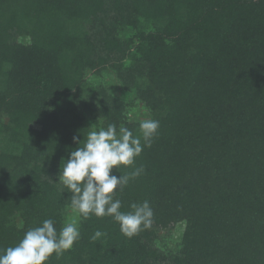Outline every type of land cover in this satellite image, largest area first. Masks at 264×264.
Instances as JSON below:
<instances>
[{"label": "trees", "instance_id": "trees-1", "mask_svg": "<svg viewBox=\"0 0 264 264\" xmlns=\"http://www.w3.org/2000/svg\"><path fill=\"white\" fill-rule=\"evenodd\" d=\"M106 65L160 123L117 196L122 212L147 200L153 223L127 238L78 215L79 241L48 264H264V0H0V249L45 219L65 225L74 136L140 134L127 103L85 78Z\"/></svg>", "mask_w": 264, "mask_h": 264}, {"label": "clouds", "instance_id": "clouds-1", "mask_svg": "<svg viewBox=\"0 0 264 264\" xmlns=\"http://www.w3.org/2000/svg\"><path fill=\"white\" fill-rule=\"evenodd\" d=\"M159 128V121L149 118L140 122L139 135L126 126L108 124L106 128L88 131L83 146L74 136L73 143L80 146L62 160L58 182L71 193L68 206L72 212L85 220L93 215L111 217L127 238L149 229L154 219L149 202L131 203V211L122 212L117 196L144 171L143 167H135L136 158L144 148L151 147ZM121 167L133 170L119 177L112 174L113 169L120 172ZM106 235L97 230L91 239L96 241ZM79 239L75 220L66 222L58 232L54 221L45 219L40 226L28 229L15 246L0 249V264H48L53 255L60 259Z\"/></svg>", "mask_w": 264, "mask_h": 264}, {"label": "rangeland", "instance_id": "rangeland-1", "mask_svg": "<svg viewBox=\"0 0 264 264\" xmlns=\"http://www.w3.org/2000/svg\"><path fill=\"white\" fill-rule=\"evenodd\" d=\"M119 35H120L121 39L128 40V38H131V36H132L131 29H129L128 31H121V32H119ZM127 36H128V38H127ZM18 41L21 42L20 39ZM93 77H94L93 70H90V69L87 70L85 73V78L87 79V81L90 84H93V85L96 84V85H100V86L103 85V86L107 87L110 90L113 97L127 103V105H128L127 116H128V119L130 122H141L142 120L150 118V113L144 108L143 104L139 102L135 88L131 87V86L128 87V86L123 85L121 83V80L116 76L115 71H113V68L110 67V65L102 66V72H101L99 78H93ZM94 80H95V82H94ZM78 97L84 101L92 103V109H95V110H96L97 105H99V103H100V99L98 100V97L95 94H93V95L92 94H90V95H81L80 94V95H78ZM84 114L86 116L87 121L92 125V127H94V129H96L95 128L96 122H93V119H92L89 111L87 110L86 112H84ZM101 119H102L101 115L97 113V121L102 123ZM3 121L6 122L7 118L3 117ZM35 128H39V126L35 125ZM66 214H67L66 222L75 220L77 225H78V223H79L78 214L73 213L71 208H69L67 210ZM17 223H18L20 228H22L24 225L21 217L17 218ZM182 229H183L182 225H179L178 228L176 229V233H175L176 238L179 237V235L182 233L181 232ZM163 234L164 233H162V235ZM174 245H175V243L172 242L167 248L169 250H172L173 248L177 249V247L176 246L174 247Z\"/></svg>", "mask_w": 264, "mask_h": 264}]
</instances>
